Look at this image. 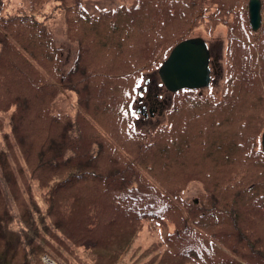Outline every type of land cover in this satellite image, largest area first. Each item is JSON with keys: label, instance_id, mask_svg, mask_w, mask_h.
<instances>
[{"label": "trees", "instance_id": "16d2710c", "mask_svg": "<svg viewBox=\"0 0 264 264\" xmlns=\"http://www.w3.org/2000/svg\"><path fill=\"white\" fill-rule=\"evenodd\" d=\"M100 1L0 0V117L10 123L0 172L23 228L0 185V264H32L43 244L60 255L54 243L68 242L115 264L143 222L161 219L166 248L150 264H264V24L253 32L249 0L90 11ZM221 25L222 89L172 94L162 123L139 121L145 74L197 27L213 36ZM64 92L76 95L72 113L55 108ZM189 183L203 187L192 202Z\"/></svg>", "mask_w": 264, "mask_h": 264}, {"label": "rangeland", "instance_id": "374dc122", "mask_svg": "<svg viewBox=\"0 0 264 264\" xmlns=\"http://www.w3.org/2000/svg\"><path fill=\"white\" fill-rule=\"evenodd\" d=\"M10 5L9 8L11 9L12 4L14 5L15 2L21 3V0H9ZM120 3L119 0H103L100 2H89L88 7L90 11H95L99 7H106V6H116ZM263 17H264V9H263ZM58 34L57 41L58 45L66 46L68 45V42L64 40V35L61 33V27L57 28ZM192 38H201L204 39L210 46V52H211V68H212V83L210 86H213L215 88V92L218 90H221L224 84L223 75L225 72V62L227 59V51L226 50V44H227V29L225 26H219L218 29L214 32L213 36H209L204 26H199L195 29V31L192 33ZM74 53L72 54V56ZM151 80V83L154 82V84L159 87H157V92L160 91L163 96L162 100L166 101V107L163 110V114H159V111L154 112V117L151 116V114L147 111L148 115L147 117L139 114V121L144 119H153V121L150 122L149 126H155L162 123L165 118V112L170 109V104L172 101V94L165 89L163 86L158 68L154 69L151 72H147L144 76V78L141 81V89L144 86L145 80ZM153 85H150V88H152ZM140 89V90H141ZM139 100V98H138ZM137 100V102H138ZM76 95L71 92H64L61 93L59 100L55 104V108L58 111H64L66 113H72V108L70 107L72 103L75 104L76 102ZM155 103V101H154ZM155 106V105H154ZM137 108V104H136ZM2 121L0 125V132L4 135V133H10V123L7 115L1 114ZM147 123H145L143 126L146 127ZM2 139V136L0 135V140ZM0 185L3 190L4 196L7 200L9 209L12 213V215L15 217L16 221L13 223V229L15 231H22V224L21 219L18 214L17 207L12 199V196L9 192V189L7 185L4 182V179L0 172ZM202 186L199 184H191L189 183L187 187L183 190V195L186 201L192 202L193 200L198 199V197H201L202 193ZM40 191L37 189V202L39 203L40 207L43 211L46 210L45 204L43 202V199L39 198ZM153 222H165L163 219L161 221H147L143 222V227L141 228V231L136 236L134 242H132L122 253L121 257L119 258V261L115 264H150L152 260H156L162 252L165 250L166 246L164 245H156V242H158L161 230H158V227ZM170 230V229H169ZM174 229L171 228L170 231H173ZM99 236L104 237L106 235L105 231H98ZM83 243H77L74 244L73 242H68L67 245L59 246L54 243V245L57 247V249L60 252L59 254H56L50 247L43 244V252L42 254L32 259V264H41L44 263V260L41 259L44 255H48L53 260L57 261L60 264H97L94 259V253L93 250L87 248L86 245H83ZM42 246V244H41ZM153 252V250H155ZM27 252H29V248L27 247Z\"/></svg>", "mask_w": 264, "mask_h": 264}, {"label": "water", "instance_id": "95a60500", "mask_svg": "<svg viewBox=\"0 0 264 264\" xmlns=\"http://www.w3.org/2000/svg\"><path fill=\"white\" fill-rule=\"evenodd\" d=\"M262 0H249V23L253 32L262 28ZM159 76L168 92L204 90L212 83L211 52L201 38H189L178 43L162 62ZM264 152V134L262 139Z\"/></svg>", "mask_w": 264, "mask_h": 264}, {"label": "flooded vegetation", "instance_id": "af4514ba", "mask_svg": "<svg viewBox=\"0 0 264 264\" xmlns=\"http://www.w3.org/2000/svg\"><path fill=\"white\" fill-rule=\"evenodd\" d=\"M150 84L147 85L146 87L141 90V95L139 97V100L137 102V111L139 114H142L147 117L148 113L147 111L151 114L152 117H154V112L159 111V114H161L166 107V101L162 100L161 94L158 93L157 91L152 87L150 88V85H152L151 81H149ZM155 101V103H154ZM155 105V106H154Z\"/></svg>", "mask_w": 264, "mask_h": 264}, {"label": "built area", "instance_id": "2783aa9c", "mask_svg": "<svg viewBox=\"0 0 264 264\" xmlns=\"http://www.w3.org/2000/svg\"><path fill=\"white\" fill-rule=\"evenodd\" d=\"M44 264H59L57 261L53 260L48 255L43 256Z\"/></svg>", "mask_w": 264, "mask_h": 264}, {"label": "bare ground", "instance_id": "6f19581e", "mask_svg": "<svg viewBox=\"0 0 264 264\" xmlns=\"http://www.w3.org/2000/svg\"><path fill=\"white\" fill-rule=\"evenodd\" d=\"M120 1V3L118 4V5H116V6H106L105 8H110V7H117V6H119V5H121L122 4V2H124L125 0H119ZM55 109V108H54ZM54 112H56V110H54Z\"/></svg>", "mask_w": 264, "mask_h": 264}]
</instances>
